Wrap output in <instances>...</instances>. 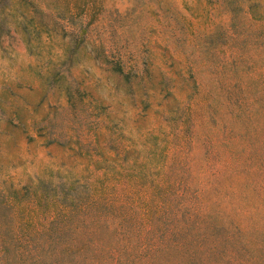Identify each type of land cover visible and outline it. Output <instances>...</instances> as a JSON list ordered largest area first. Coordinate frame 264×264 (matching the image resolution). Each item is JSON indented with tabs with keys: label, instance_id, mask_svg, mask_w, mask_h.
<instances>
[{
	"label": "rangeland",
	"instance_id": "rangeland-1",
	"mask_svg": "<svg viewBox=\"0 0 264 264\" xmlns=\"http://www.w3.org/2000/svg\"><path fill=\"white\" fill-rule=\"evenodd\" d=\"M0 264H264V0H0Z\"/></svg>",
	"mask_w": 264,
	"mask_h": 264
}]
</instances>
